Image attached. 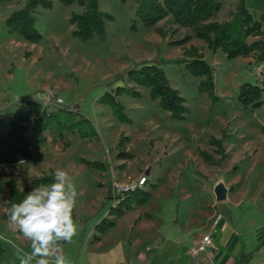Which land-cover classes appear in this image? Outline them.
I'll return each mask as SVG.
<instances>
[{"label":"rangeland","instance_id":"1","mask_svg":"<svg viewBox=\"0 0 264 264\" xmlns=\"http://www.w3.org/2000/svg\"><path fill=\"white\" fill-rule=\"evenodd\" d=\"M52 1L53 8H38L35 13L42 34L35 43L6 25L8 15L24 0L0 3V117H12L23 109L24 99L52 90L63 99V107L84 114L96 133L86 138L67 134L69 147L64 140L53 143L47 133V144L40 145L29 124L32 157L6 164L0 171L6 180L17 178L25 195L35 188L32 180L51 169L70 173L78 192L73 215L79 225L78 235L63 244L70 264H228L238 252L249 254L246 264H264V104L251 109L237 100L243 82L263 84L264 63L251 55L229 59L222 51L215 53L171 17L151 27L138 22L133 30L137 6L133 0H100V8L114 20L107 22L105 40L83 41L72 34L74 26L69 22L71 12L83 8ZM245 1L260 19L264 0ZM222 2L212 20H227L238 0ZM187 34L191 35L187 43L170 44ZM191 45L214 68L220 102L213 103L198 90L201 77L173 61ZM145 61L161 65L186 99L185 119H172L143 86H136L140 97H117L125 106L126 121L99 101L117 86H132L118 77ZM122 136L128 140L120 145ZM222 136L226 157L220 165H211L200 151L217 155L209 139ZM83 160L101 162L105 168ZM142 177L146 181L138 190L148 191L150 197L130 208L119 206L115 186L131 185ZM221 183L228 191L219 201L215 187ZM8 196L5 185L0 192V238L6 253L0 255V264H19L17 249L21 254L29 252L30 243L7 224ZM105 218L108 221L100 225ZM224 220L230 225L222 229L216 252V236ZM208 233L216 248L194 254Z\"/></svg>","mask_w":264,"mask_h":264},{"label":"trees","instance_id":"2","mask_svg":"<svg viewBox=\"0 0 264 264\" xmlns=\"http://www.w3.org/2000/svg\"><path fill=\"white\" fill-rule=\"evenodd\" d=\"M20 0H0V3ZM126 2L127 0H122ZM136 6V18L131 28L137 29V23L151 27L160 21L171 17L173 22L186 28H190L194 36L203 40L207 47L213 52L222 51L227 58L233 59L242 56H253L257 62L264 63V12L260 19H256L249 10L245 0H238L230 17L224 21L212 20L223 6L222 0H133ZM63 5L74 3L83 9L80 12L72 11L69 22L74 26L72 34L83 41L93 38L105 40L107 36L106 26L108 21L114 20V16L100 8V0H59ZM38 8H53L52 0H24L19 9L13 10L6 18V25L11 32H15L23 39L30 42H39L42 38L37 28L36 11ZM161 35L165 32L158 28ZM191 35L187 34L178 40H171V45H183L190 41ZM184 63L186 71L197 77H201L198 85L200 92L206 93L213 103L221 101L216 92L214 68L204 59L202 52L196 46L185 48L183 56L173 60ZM132 86H117L114 90L104 93L100 102L108 104L113 113L121 120H128L125 114V106L117 99L119 95L127 94L140 97L142 94L136 86L149 89L150 98L157 101L159 106L168 111L172 119L183 120L186 118L188 107L186 99L180 91L173 87L164 68L156 63L147 61L138 64L118 77ZM264 82H243L237 92L238 102L245 108L256 109L264 104L263 100ZM31 124L37 133V143L46 145L51 135V141L58 143L64 140V146H70L67 134H77L81 138L95 135V129L91 121L79 110L53 105L52 108L45 106L36 98L24 99L23 109L17 110L12 117H0V167L6 164H16L28 160L33 155V142L27 135V126ZM264 132V125L262 127ZM225 136V135H224ZM224 136L210 137L209 143L215 146L217 155L207 150H201L200 154L205 161L211 165H220L226 157L224 147ZM128 140L122 136L120 145ZM130 156V155H128ZM122 157V156H120ZM125 158V157H124ZM90 166L105 168L98 161L83 160ZM54 169L32 180L33 186L48 184L52 182ZM5 185H9L8 207L12 203H18L25 196V192L18 186L17 178L9 180L4 178L0 171V192ZM135 188L131 193L124 192L119 206L130 205L134 202H144L150 197L148 191H139ZM120 213L122 209H118ZM7 218V215H6ZM105 221V218L100 225ZM99 225V226H100ZM109 225H113L111 221ZM98 226L97 229L100 227ZM105 230V227L102 229ZM98 238V237H96ZM6 250L0 238V255ZM249 254L241 253L234 258L232 264H244Z\"/></svg>","mask_w":264,"mask_h":264},{"label":"clouds","instance_id":"3","mask_svg":"<svg viewBox=\"0 0 264 264\" xmlns=\"http://www.w3.org/2000/svg\"><path fill=\"white\" fill-rule=\"evenodd\" d=\"M77 188L73 177L57 168L52 182L32 188L18 203L7 209V224L30 243V251L17 249L19 264H70L64 243L78 235L74 219Z\"/></svg>","mask_w":264,"mask_h":264},{"label":"built area","instance_id":"4","mask_svg":"<svg viewBox=\"0 0 264 264\" xmlns=\"http://www.w3.org/2000/svg\"><path fill=\"white\" fill-rule=\"evenodd\" d=\"M38 100H41V102L45 105H62L63 104V99L54 91H48L43 95H40L39 98H36ZM146 181V177H142L140 178L139 181L134 182L131 185H123V186H115V191L119 192V194H121L123 192L129 191V190H134L135 188H139L140 186H142L144 184V182ZM215 242L214 239L212 237V233H208L205 234L202 237V240L200 241L199 245L197 246V248L194 250V254H197L201 251H206L207 249H215Z\"/></svg>","mask_w":264,"mask_h":264},{"label":"crops","instance_id":"5","mask_svg":"<svg viewBox=\"0 0 264 264\" xmlns=\"http://www.w3.org/2000/svg\"><path fill=\"white\" fill-rule=\"evenodd\" d=\"M229 225H230V223H229L227 220L221 221L220 224H219V233H218L217 236H216V241H217V243H218V250H217L216 252L219 251V248H220V245H221V242H222V239H223V238H222V233H223L222 229L224 228V226H228V227H229ZM232 231L235 232L234 229H232ZM235 234H236V236L238 237V235H237L236 232H235ZM240 254H241V253L238 252V253L234 256V258L238 257ZM234 258H231V257H230V258H229V263H228V264H232L233 261H234ZM248 262H249V261L247 260V261H245L244 264H246V263H248Z\"/></svg>","mask_w":264,"mask_h":264},{"label":"water","instance_id":"6","mask_svg":"<svg viewBox=\"0 0 264 264\" xmlns=\"http://www.w3.org/2000/svg\"><path fill=\"white\" fill-rule=\"evenodd\" d=\"M227 187L221 183L215 187V195L217 200H224L227 197Z\"/></svg>","mask_w":264,"mask_h":264}]
</instances>
